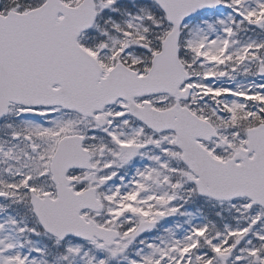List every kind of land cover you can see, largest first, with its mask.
I'll return each mask as SVG.
<instances>
[{
	"label": "snow or ice",
	"instance_id": "obj_1",
	"mask_svg": "<svg viewBox=\"0 0 264 264\" xmlns=\"http://www.w3.org/2000/svg\"><path fill=\"white\" fill-rule=\"evenodd\" d=\"M0 264H264V0H0Z\"/></svg>",
	"mask_w": 264,
	"mask_h": 264
}]
</instances>
